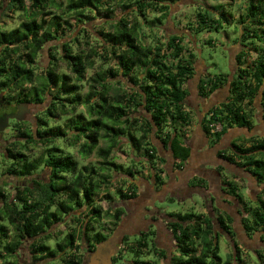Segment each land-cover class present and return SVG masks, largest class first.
Instances as JSON below:
<instances>
[{"label":"trees","instance_id":"1","mask_svg":"<svg viewBox=\"0 0 264 264\" xmlns=\"http://www.w3.org/2000/svg\"><path fill=\"white\" fill-rule=\"evenodd\" d=\"M113 1L66 0L63 10L64 13H73L79 26L87 23L89 19L86 11L100 12L99 9L103 4L107 5ZM117 1L121 2L125 10L130 8L134 10L124 12L118 17L111 25L110 31L97 30L95 33L97 32L98 35L94 36L87 27H80L77 30L79 37H72L58 47L61 60L73 77L66 73H57L51 61L49 68L44 70V77L39 86L24 87L25 84H32L34 81L35 74L31 64L43 47L49 42L57 41L58 34H60L59 38L67 37L60 29V16L47 9L49 3H53L56 8H62L64 2L62 0L58 3H55V0H29V6L26 8L24 0H6L5 4L4 0H0V15L5 14L6 11L26 12V19L20 21L17 27L0 31V90L6 91L5 96L10 101L41 103L44 100L47 101L49 97V104L42 116L38 117V123L34 129L18 128L16 132L20 134L13 135L12 147L8 150L13 154L11 155L13 160L7 167L8 174L22 178L33 173L40 174L44 170H47L49 174L47 179H30L28 185L19 190L15 199L9 202L6 200L0 206V238H3V241H0V258L2 259L13 255L26 238L35 239L31 242L33 252L39 253L34 257L35 260L49 258L56 260L57 258L63 264H75L77 257L75 252L80 248L81 243L74 245L73 229L60 242L56 240L53 248L45 243L50 239H56L55 233L51 231L52 226L60 221L63 222V217L74 210H78L77 215L85 217L80 225L81 240L89 243L94 236L95 241L106 236L100 232L90 236V232L95 229L94 222L98 221L102 215L101 209L94 204L93 197L94 191L100 188V183L106 186L111 183L107 178L108 175L99 173L97 169L117 172L119 167L121 168V165L109 158L112 148L119 144V139H126L132 148L139 151L145 149L146 158L151 160V171L156 169L153 166V159L156 157L160 160L156 155L157 149L153 141L155 138L159 139L164 150H170L173 164L177 168L190 154L186 138L194 119L192 111L188 110L186 105L189 96L186 84L195 74L193 53L182 44L180 34L161 36L153 30L154 27L162 26L167 12L178 0ZM235 1L220 0L209 9L203 6L195 9L192 16L187 19L188 28L186 29L190 32L189 35L192 38L190 39H194L192 31L197 33L210 27L218 29L222 24L230 23V20L234 18L232 4ZM108 8L107 10H110L109 6ZM40 12H46L45 15L51 16L49 26L45 27V18L37 20L36 17ZM147 12L159 14V16L150 19ZM131 15L134 20L132 25L127 20V17ZM239 18L242 32L240 45H238L240 48L234 54L235 69L230 76L223 74L206 77L202 74L197 85L198 95L206 99L225 86L228 91L227 97L207 109L199 121L205 136L207 138L209 135L214 136V145L220 143L229 129L242 128L251 132L256 123L253 121L257 117L255 111L260 113L259 120L264 125V0H248L245 13ZM66 23L70 27L67 21ZM144 28L151 33L147 34ZM87 33L99 43L100 50L91 49L92 55L91 52L80 48L79 51H73L74 43H80L81 36ZM141 34L144 40L151 41L143 43ZM249 39L251 40L248 42ZM104 45L112 47L110 58L119 55L118 69L108 67L97 71L90 77L89 90L82 97L80 89L83 86L86 70L93 67V58L97 57L105 60L106 63L109 62V58L105 56ZM21 52L29 56L30 66H25ZM13 56L17 58L14 59ZM51 57L53 58V55ZM137 69L141 70L139 75L135 73ZM118 75L125 77L131 84L128 91L118 93V86L112 87V81L108 78ZM53 89L55 90L52 91ZM112 89L115 91L113 95H111V92H114ZM15 90L18 91L14 93ZM257 100L259 108L256 105ZM80 104L86 105L87 115H83L82 112L75 113ZM138 108H141V114L133 115ZM57 114L59 117H64L66 121L63 127L57 124L55 128H52L49 126L48 119L54 118ZM211 124H220V129L211 131ZM179 126H181L180 129ZM102 131L103 134H101ZM68 135H71L73 139L71 143L78 142L79 138L83 139L80 146L81 153L85 156L94 150L99 138L102 137L108 141V146L99 150L103 157L99 168L96 169L94 165H91L88 171L81 172L77 169V161L69 152L53 145L56 138L66 141ZM24 138L28 143L46 144L44 155L33 159L23 153L28 149L21 141ZM216 156L223 160V164L233 163L237 169L248 173L257 186L264 184L263 136H239L228 146L217 149ZM221 168L224 170V166ZM216 172L220 175L219 171L216 170ZM160 173L162 170L158 169L152 172L156 185L164 183ZM121 174L133 177L129 170ZM94 175L100 179H95ZM220 179L216 175V202L224 196L223 194L235 198L239 204L244 205H242L243 214L240 215V221L246 235L248 237L254 233L264 235L263 195L256 196V205L244 204L236 182L232 181L234 184H229L227 191L223 188L220 190ZM203 184L205 183L200 178L198 187H193V190L196 192L197 188H203ZM121 189L117 190L121 201L128 199L140 201L141 197L137 195L133 184L127 192ZM109 196L108 193L106 198H110ZM225 203L228 204V201ZM125 205L127 210L122 206V208H116L111 214L114 222L119 220L123 210L126 212L124 219H130L131 214L135 213L129 203ZM139 210L141 213L142 207ZM137 213L131 219H137V215L140 214ZM77 215H71L69 219L78 223L80 217ZM142 217L140 215L139 219L144 218ZM186 217L179 216L176 219L174 214H170V219L155 222L158 230L165 227L176 239L178 253L173 258L179 263L230 264L232 259L227 257L226 260H222L219 255L218 238L221 237V233L216 231V227L224 230L225 234L232 238L237 258L239 261L242 260L234 241V226L231 225L235 218L232 219L226 212L224 216H218L217 219H210L204 214H200L196 219H185ZM132 223L134 224V220ZM9 226L14 232L11 238ZM151 233L154 231L152 230ZM261 240L264 241V236H261ZM137 243L130 247L131 251L138 252L140 248L148 245L146 241L142 243L139 240ZM197 246H200L199 251ZM153 248L158 250L154 246ZM261 249L255 251L257 264H264V248ZM233 255L234 253L231 254V258L234 259Z\"/></svg>","mask_w":264,"mask_h":264},{"label":"rangeland","instance_id":"2","mask_svg":"<svg viewBox=\"0 0 264 264\" xmlns=\"http://www.w3.org/2000/svg\"><path fill=\"white\" fill-rule=\"evenodd\" d=\"M220 0H178L170 10L167 12V16L163 19L162 26L154 27L153 30L156 31V34H159L161 36L169 35L176 33L177 35L180 34L182 44L185 45V47H188L189 50L193 53L194 63L193 67L195 69V73H201L204 72L203 76L206 77H214L217 75H225L228 76L231 75L233 70L235 69L234 66V54L238 52L240 45V35L242 32L241 24H239V16L245 13L248 0H236L232 5L234 8L232 20H230V23L228 24H222V26L218 29L216 28H209L204 29L200 32L195 33L192 31V35L194 37L193 40L190 37V32L186 29L187 23H188V17L192 16L191 14L194 12L195 9H197L199 6H203V8H211L213 5L218 3ZM225 1V0H224ZM6 0H4L5 4ZM59 0H55V3H58ZM63 7L62 8H56L53 3H49L47 9L52 11L53 13H56L60 16L59 22H60V29L63 30V35L67 36L66 38H59L58 34V40L49 42L47 45L43 47V49L40 51V53L37 55L34 62L31 64L29 62V56L26 53H22L21 57L22 60L25 63V66H30V64L33 67L35 78L32 84H25L24 87H30V86H39L42 83V79L44 77V70L46 68H49L50 62L53 61L55 71L59 74L66 73L72 76V74L69 72L66 64L61 60V55L59 51V46L63 43L68 41V39H72V37H76L79 35L77 34V30L80 27H87L90 32H93L94 36H97V30H104V31H110L112 29L111 25L115 23V21L120 17L124 12L131 11L133 8H130L129 10H125L122 7L121 2H118L117 0H114L113 2H110L109 4L103 6L98 11H86L85 13L89 15V19L86 21L84 25H79V23L76 19V17L73 16V13L67 12L64 13V4L66 5V0H62ZM24 5L27 8L29 6V0H24ZM108 6L110 7V10H107ZM109 9V8H108ZM124 9V10H123ZM134 10V9H133ZM24 11H18V12H9L6 11L5 14L0 15V31H8L18 26L19 22L26 19ZM46 12H40L39 15L36 17L38 21L45 18V27L49 26V21H51L50 15H45ZM159 16V14H153L151 12H147V16L152 19L155 16ZM90 17H93V19H90ZM239 18V19H238ZM137 19L140 22V18L137 15ZM128 23L131 25L134 23L133 15L127 17ZM66 21L69 23L70 27L66 23ZM158 26V25H157ZM189 26V25H188ZM188 28V27H187ZM146 33H151L147 28ZM88 34V33H87ZM84 34L81 36L82 38L79 40L80 43L73 45V51H89L91 52V49L94 50H100L99 49V43L95 42L93 37H90L89 34ZM182 35V36H181ZM143 37V38H142ZM140 38H142L143 43H147V41H151L150 39H145L143 34H141ZM163 38V37H162ZM191 38V39H190ZM157 39V37H156ZM191 40V41H190ZM251 39L248 40V42ZM256 41V39H255ZM188 43V44H187ZM247 43V41H246ZM78 45V46H77ZM187 45V46H186ZM106 47L105 49V56L109 58V62H105V60L101 58L94 57V64L93 67L88 68L85 72V78L83 80V86L80 89V95L82 97L85 96V93L89 90V79L97 71H102L104 69H107L108 67H111L113 69H118L117 65V55L115 58L111 56L112 47H109L107 45H104ZM80 48V49H79ZM104 53V52H103ZM53 55V58L51 57ZM92 55V52H91ZM14 59H16V56H13ZM141 70H138L135 72L139 75V72ZM73 77V76H72ZM109 81H112L111 85L114 88V85L118 86L117 92L120 93L122 91H128V87L131 86V84L127 81L125 77H122L120 75L111 78H108ZM191 82V81H190ZM223 89V88H222ZM224 89H227L226 86ZM53 89L52 91H54ZM114 91V89H112ZM1 91V90H0ZM4 91V90H3ZM18 90H15L14 93H16ZM221 93L216 97V103L223 100V91L220 90ZM3 92L2 94H5ZM113 95L115 93L111 92ZM190 94V92H189ZM187 104H190L192 107L188 110L192 111L193 114V125L196 122V119L194 117L195 113L193 112V106L194 101H188ZM256 105L259 108L258 100L256 101ZM43 108V104L39 103L35 109L36 116H42L43 111L40 112V109ZM202 110V107L199 108V111ZM141 108H138V111L136 113H133L135 116H139L141 114ZM82 112L83 115H87V107L85 104H80L76 110L75 113ZM257 119L260 117V113L255 111ZM64 117H59L58 114L53 118L48 119L49 126L52 128H55L57 124L61 125V127L64 126L65 123ZM255 122L256 120L253 119ZM107 122V121H106ZM13 123V121H11ZM26 123H22V126L26 127ZM181 126H179L180 129ZM30 128V127H28ZM178 129V130H179ZM190 132V131H188ZM136 133V132H135ZM256 133H259L260 135L264 136V127L262 125L260 127L254 128L250 133L246 132L244 129H229L222 137L219 144L216 145V150L218 147H224L225 144L232 138L242 136V135H255ZM19 132H12L10 129L7 130L3 134V138H7L10 140L13 139V135H19ZM103 134V131L101 132ZM192 134V133H189ZM23 134L21 133V136ZM137 135V133H136ZM71 135H68L67 140L64 141L63 139L56 138L53 142V145H56L60 148H62L64 151H67L71 154V156L77 161L78 167L77 169L81 172H86L89 170L91 165H94L97 168H99L100 162L103 160V157L101 156V153L99 150L104 149L108 146V141L104 138H99L97 142V146L94 148V150L87 156L83 155L81 153V143L83 141L82 138H79L78 142H73L70 137ZM189 136V135H188ZM191 136V135H190ZM235 139V138H234ZM237 139V138H236ZM119 144L115 145L112 148L111 155L109 158L114 161L116 164L121 165V168L119 167V170L117 172L114 171H108L103 170L97 171L102 174L108 175V180L111 181V183L106 186L102 183H100V188L98 190L94 191V204L98 206L101 209V217L98 219V221L94 222L93 226L95 229L90 232V236H92L96 232H100L104 235H108L111 233L116 225L117 221L113 219L112 215L116 208H123L124 203H130L131 208H134L135 213L139 212V205H141L142 209H145L150 204H153L154 206H151L150 208H156L153 210L150 214L153 216L155 221L151 223L150 225V232L156 228L155 222L157 221H165L167 219H170V214H174V217L177 219L179 216H187L185 219H196L200 214H204L205 210V204L202 202L200 197L197 193H192L187 197V199H183L181 201H178L175 198H172L171 195H168L165 197L167 193H161L158 189H161V185H156L154 178L152 177V172L158 170H162V181L166 185L168 176H167V165L164 163L163 160H158L156 157L153 159V166L156 168L151 171V160H148L145 156L144 150H138L136 148H132L131 145L128 143V141L124 138L119 139ZM214 136L209 135V143L208 145L210 147H214L215 143ZM7 145V144H6ZM2 141L0 143V189L7 192L6 195H9V191H13L15 188H21L20 184L22 180H25L26 183H29L30 179L35 178L36 180L38 178H45L47 179V176L49 172L47 170H44L40 172L38 176L30 174L27 176V178L22 177H13L10 174L7 173V167L11 164L12 160L3 157V154H8L10 151H8L11 147L6 148L7 146ZM28 149L25 150V152L28 156L35 159L37 157H40L41 155H44L46 150V144L44 143H28ZM8 149V150H7ZM231 151L230 149H228ZM7 151V152H6ZM3 153V154H2ZM157 155V154H156ZM39 169V168H38ZM77 170V171H78ZM123 170V171H120ZM126 170H129L132 172L133 177H128L126 174H121L125 172ZM221 176L220 182L223 186V190L229 189V184H234L235 181L238 186V189L240 191V194L243 196L244 204L248 205H256V196L262 194L264 198V184L256 185V182L252 180V177L248 173H244L241 170H236L235 173H232L231 170H222L220 166H218V170ZM234 174V175H231ZM95 179H100L97 177V175H94ZM227 178V179H226ZM199 179H195L193 181H190L192 183H198ZM132 184L136 187V193L137 195L139 193H144L140 201H137L136 199H128L125 201H121V198L119 197L117 190L119 188H122V191L128 190L129 187H132ZM17 185V186H16ZM218 185V184H217ZM263 192V193H262ZM109 193L110 198H106V195ZM9 197V196H8ZM155 197V198H154ZM152 199V200H151ZM162 199V200H157ZM214 205L216 204V199L213 198ZM138 204V205H137ZM243 204H240V207ZM126 210V209H125ZM130 211V210H129ZM79 213L78 210H74L71 212V214L67 215L66 217H63L64 221H60L57 224L52 226L51 231H53L55 234L56 239H50L49 241H46L45 243L49 245L50 247L55 246V242H60L64 237L67 235V233L71 232L72 229L75 233V242L74 245H78L81 242L80 238V225L85 219L84 216L77 215ZM125 211L123 210L122 214L120 215L119 219H124L125 217ZM135 213L131 214V218L135 217ZM216 214H218V211H216ZM71 215H77V217H80V221L78 223L72 222L70 220ZM247 215V214H246ZM224 216V215H222ZM252 217V214L250 215ZM167 219H166V218ZM129 219L132 223L134 219ZM150 216H147L145 220H149ZM127 219L123 220L122 227L124 229H127V226H130V223L126 221ZM132 220V221H131ZM227 221V220H226ZM242 221H240V216L235 215V219L233 220L232 224L233 230L235 232L234 235V241L237 245V248L239 249V257L242 259L241 261L238 260V255L236 252V248L234 247L232 242V238L229 236H221L218 238L219 243V255L222 257V260H226L227 257L232 259L230 260V264H257V260L255 258V252H253V247L264 248V241L261 240V236H264L263 234L254 233L252 235V240L246 237L244 234L243 226L241 224ZM133 224V223H132ZM7 226V224H5ZM132 228V227H131ZM10 229V238L14 235L13 229L11 226H9ZM135 229V227L133 228ZM167 231V230H166ZM159 232H165L164 228L162 227ZM167 235L164 234V239L162 237V241L167 242ZM151 234H143L142 236H139L136 238L135 235L129 236V243H133L134 241L139 240H146L147 246L144 248H147L144 250V248H140L138 252H133L130 250V248H126L127 250L122 254L123 258H127L131 262H138L139 264H161V261H159V255L155 254V249L153 248L152 244L149 242ZM96 237H93V240H95ZM0 241H3V238H0ZM145 242V241H144ZM256 244V245H254ZM163 245V244H161ZM160 246V245H159ZM137 249V247L135 246ZM198 251L200 250V246H197ZM261 249V250H262ZM20 256L17 257V252H15L10 257H6L5 259L0 258V264H14L15 262H18V264H26L23 260H28L29 262L32 261V258L30 257V252L26 246L25 241H23L19 247H18ZM264 250V249H263ZM83 250L79 249L76 251V254L79 256L82 255ZM172 254H177V250H171ZM233 258H231V254H233ZM66 258H68L66 256ZM35 260V259H33ZM36 264H63L60 259H37L35 260ZM159 262V263H158Z\"/></svg>","mask_w":264,"mask_h":264},{"label":"flooded vegetation","instance_id":"3","mask_svg":"<svg viewBox=\"0 0 264 264\" xmlns=\"http://www.w3.org/2000/svg\"><path fill=\"white\" fill-rule=\"evenodd\" d=\"M3 92H5V90L0 91V125L4 122V118L10 117V115H17L19 118V119L10 118L8 120L9 127L3 131H0V143L3 141L5 143V145L7 144L6 148H9V147H11L13 139L9 141V139L3 138V134L7 130L10 131V129L12 130V132L13 131L16 132L18 128L25 127V126H22V123H26L27 124L26 127H30V129H32V128L34 129V127L38 123V117L39 116H36L35 109L39 103H36L33 101L25 102L22 100L20 102L10 101V99L8 97H6L5 94H2ZM48 101H49V97H47V101L44 100L41 102V104H43V108L40 109V112L45 110V108L49 104ZM11 121H13V123H11ZM261 125H262V127H264V125L256 117V123L252 127V130L254 128L260 127ZM255 135L263 136V135H260L259 133H256ZM242 136L249 137L247 135H242ZM234 138H232V139H234ZM21 141L26 146L25 148H27L28 142L26 141V139L25 138L21 139ZM229 144H230V142H227L225 147L228 146ZM11 155H13V154L8 152V154H6V153L3 154V157L8 158L11 161V160H13ZM217 159H219L223 163V160L221 158L217 157ZM223 166H224L225 171L231 170V172L235 173L236 170H239V169H237V166L234 165L233 163H226V164L224 163ZM215 173H216V175L219 176V179H220V175L218 174V172L215 171ZM244 173H246V172H244ZM33 175L38 176L39 173H33ZM11 176L19 178L18 176H14V175H11ZM34 179L35 178H33L32 180H34ZM203 179L206 180V178H203ZM186 181L187 180H184V182H182V186L179 187L180 190H183V191L186 190L187 191L190 189V187H195V186L198 187V183L197 184L193 183V185H191L188 183V181L187 182ZM25 185H28V183H26L25 180H22L21 184H20L21 188H15L13 191H9V195H6L7 192L0 189V206L3 205L6 200L9 202L10 200L15 199L18 196L19 190H21ZM219 185H220L219 188L221 190V188H223V186L220 183H219ZM206 186H210L209 182H206ZM201 188L202 187H199L197 189H199L201 191ZM158 190L161 191V193L164 192L166 190V185L163 183L161 185V189H158ZM208 195L207 196L205 194L199 195L200 199L205 204L204 215L206 217H209L210 219H217L218 216L225 215V212H226L232 219H234L235 215L240 216L243 214V208L240 207L239 201H237L232 196L221 197V199H219L218 202H216L217 203V206H216V205H214V202L211 200V198L208 199ZM214 199H216V197ZM157 200H162V199H157ZM227 201H228V204L225 203ZM151 206H154V205L150 204L145 209H142L141 213L138 212L137 214H139V213L140 214L137 215V219H134V224H132L130 226L125 225L126 227H128L127 229H124V227H122L124 219H119L117 221V225H116L115 229L111 233H109L108 235L106 234V236L103 239L98 240V241L91 239V240H89V243H86V241L81 240V242H80L81 246L79 249H82L83 252H82L81 256L76 254L77 257L75 260V264H139L138 262H135V261L131 262L127 258L124 259L122 254L127 250L126 248H130L135 242L136 243L138 242V241H134L133 243L130 244L129 243V236L130 235H135L136 238H138L139 236H142L143 234H151V238L149 237L150 238L149 242L152 244V246H154L156 249H158V250H155V254L159 255V258H160L159 261H161V264H188V263H179V261L177 259L173 258L175 254H172L171 250H175L177 248H176V242H175L176 239L172 236L171 232H168V230L166 231V228L164 227L165 232L160 233L158 230V225L156 223H155V227H154V228H156V231L154 229L153 230L154 233L150 232V225L152 222L155 221L153 219V216L150 213L156 209V208H154V209L150 208ZM124 208L127 210L126 206ZM149 209L150 210L152 209V211H150ZM216 209L218 211V214H216ZM140 215H141V217L143 215L144 218L142 217L143 219H139ZM147 216H150L149 220H145ZM126 221L128 223H131V222H129L130 221L129 219H127ZM131 226L133 228L135 227V229L132 228V230H131ZM119 229L121 231H119ZM216 231H219L221 233V236H228L227 234H225L224 230L220 229L219 227L218 228L216 227ZM243 232H244L245 236L247 237L246 232L245 231H243ZM164 234H169V235H167V239H166L167 242H165V243H164V241L161 240L162 237L164 239ZM248 238L250 240H252V236L248 237ZM32 240L34 241L35 239H32ZM32 240H28L26 238L23 240V241H25L26 246L30 252V257L32 258V261H30V262L28 260H23V261H25L26 264H36V261L33 259L35 256L39 255V253L33 252L32 248H31ZM140 241L142 243H145L144 241H146V240H140ZM161 244H163V245H161ZM254 245H256V244H254ZM146 249L147 248H144V250H146ZM252 251L253 252L257 251V247H255V248L253 247ZM16 252L18 255L17 257H19L20 256L19 250L17 249ZM162 253H163V255H162ZM14 264H18V262H15Z\"/></svg>","mask_w":264,"mask_h":264},{"label":"crops","instance_id":"4","mask_svg":"<svg viewBox=\"0 0 264 264\" xmlns=\"http://www.w3.org/2000/svg\"><path fill=\"white\" fill-rule=\"evenodd\" d=\"M203 73L204 72H201L200 74L195 73L194 76L190 78L186 84L188 94L190 92L188 96V101L191 102L194 101V106L192 109L193 112L195 113L194 117L196 119L195 124L192 125V127L190 128L189 133L192 134H189V136L186 138V144L190 147V154L188 158L185 161H183V163L179 168L175 167L173 164V159L171 156L172 154L170 150H164L159 139L155 138L153 140L154 144L156 145L157 155L159 156L160 160H163L164 163L167 165L166 172H167L168 180L166 183V190L164 191L165 193H167L165 197L171 195L172 198H175L178 201L183 200L185 197H186L185 199H187V197L191 195V192L197 193L199 195L205 194L206 196L209 194L210 196L208 195V199L211 198V200L213 201V198L216 197L215 171L218 170V166L221 167L223 166V163L216 157V145L214 147H210L208 145L209 138H207L203 133V131L201 130V125L199 124V121L201 119V116L206 112L207 109H209L213 105H216V97L221 93L220 90H222L224 93L223 100L227 97L228 91L227 89L223 88L217 92L212 93L210 97L207 99L201 98L198 95L197 85H198L199 77ZM186 105L187 107H192L190 106V104H186ZM200 107H202L201 111H199ZM237 129L241 130L242 128H237ZM233 140L234 139H230L228 142H232ZM219 148H223V147H218V149ZM200 177L205 183L203 184L204 186L201 189V192H197L199 191V189H196L195 192L193 190V187H190V189L187 191L186 190L183 191L179 189V187L182 186V182H184V180H187L188 183L191 184L190 181H193L195 179H200ZM203 178H206V180ZM206 182H209L210 186H206ZM191 185H193V183ZM138 195L141 197L143 195V192L139 193ZM223 195L226 196L225 194ZM140 207L141 206H139V208Z\"/></svg>","mask_w":264,"mask_h":264},{"label":"water","instance_id":"5","mask_svg":"<svg viewBox=\"0 0 264 264\" xmlns=\"http://www.w3.org/2000/svg\"><path fill=\"white\" fill-rule=\"evenodd\" d=\"M10 118L19 119L17 115H10V117H5V118H4V122L0 125V131H3V130H5L6 128L9 127L8 120H9ZM119 231H121V230L119 229Z\"/></svg>","mask_w":264,"mask_h":264},{"label":"built area","instance_id":"6","mask_svg":"<svg viewBox=\"0 0 264 264\" xmlns=\"http://www.w3.org/2000/svg\"><path fill=\"white\" fill-rule=\"evenodd\" d=\"M210 126L212 127L211 131L213 132L220 129V124H211Z\"/></svg>","mask_w":264,"mask_h":264}]
</instances>
